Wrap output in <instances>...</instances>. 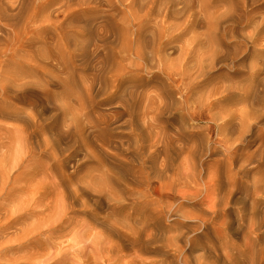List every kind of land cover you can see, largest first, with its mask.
<instances>
[{"label":"bare ground","instance_id":"6f19581e","mask_svg":"<svg viewBox=\"0 0 264 264\" xmlns=\"http://www.w3.org/2000/svg\"><path fill=\"white\" fill-rule=\"evenodd\" d=\"M2 1L0 7L6 13L0 20L14 21V15L8 13L5 5L9 4L13 9L17 3L7 0L2 5ZM33 2L28 0L25 10L33 8ZM76 5L78 9L74 11H63L66 23H60L62 28L57 30L63 52L55 54L48 51L47 54L42 46L38 48L33 42L20 40L22 35L28 34L27 29L16 33V42L12 41L5 47L0 44V118L3 120L0 127L5 129L0 135V264H66L69 260H74V264H84L92 255L88 256L86 252L96 246L102 250L104 264H114L111 253L115 246L102 237L103 233L97 232L90 237L85 226L76 228L69 223L72 200L83 194L78 188L75 193H65L60 189L61 184L65 186L71 181L70 176L62 173L63 181L59 185L54 181L58 173L54 176L46 174L40 179L25 177V180L22 176L29 172V164H35L27 158L44 152H49L54 161L64 155L67 159L74 158L77 151L103 156L98 149L112 145L111 133L128 128L132 129L131 132L138 131L134 145H129L127 149L134 150L139 159L132 171L136 182L149 188L151 180L156 179L160 191L179 194L202 186L206 188L210 205L203 218L198 214L189 215L181 207L174 211L171 204L162 201L163 198L157 199L150 214L157 221L165 222L171 217L179 220L176 228L183 231L173 236L171 245L177 252L184 253L187 249L192 254L197 251L202 239L195 238V235L203 230L208 231L207 235L212 230L214 237L221 239L241 231L242 245L250 249L248 239L252 235L256 236L254 239H260L259 233L264 232V210H259L260 200L257 198L264 199V179L252 181L251 193L246 194L241 203L235 202L242 205L238 210L241 219L238 225L219 220L229 216L227 207L232 203L236 188L233 186L223 191L219 182L207 187L203 176L207 169L200 162V144L188 147L182 142L187 135L183 125L189 120L205 121L210 125L221 121L223 126L218 127L216 140L219 146L229 150L227 157L230 165L238 157L242 159L240 168L245 167L248 160H264V78L256 86L224 84L222 87L213 86L200 95L195 92L200 84L198 80L209 69L218 65L236 66L235 58L240 52H235L231 58L225 56L218 48L221 44V39L217 37L219 34L214 36L213 32L220 30L225 36L229 31L224 24L233 26L239 21L249 24V12L237 18L229 7L215 15H208L202 0H80ZM200 16L208 22L210 40L201 41L198 36H191L190 45L183 47L179 53L185 63L177 70L169 52L171 46L197 24ZM30 20L38 21L34 15ZM48 22L51 20L43 21ZM180 27L183 32L175 35ZM68 29H74L75 33L69 34ZM154 69L161 74L157 99L147 90H140L144 82L142 73ZM79 71L87 74L83 79L79 77L80 83L77 84ZM263 72L260 69L259 75L263 76ZM40 79L48 85H56L59 94L57 113L50 118H44L42 111L19 116L25 110L21 106L27 101L32 106L40 101ZM236 89L243 92L241 98L251 100L249 107L237 113L215 109L219 101H233ZM85 96L91 102L95 98H103L106 105L122 106L129 119L123 123L120 121L123 113H98ZM163 99H168L169 103H163ZM165 113L171 114L170 124L182 123L170 137L155 132L148 122H143L139 129V123L134 121L139 116L141 121L150 116L152 122H157ZM12 119L19 125L8 126L6 121ZM207 131H211V127ZM188 135L199 141L200 133ZM257 140H261V144L247 153L246 149ZM239 144L244 145L239 147ZM57 146H62L61 151L56 149ZM121 147L122 143L114 147L117 156ZM15 171L17 174H14ZM167 174L171 184L164 183ZM108 179L100 172L97 176L83 175L79 180L100 200L115 205L116 210L121 208L123 199L121 193L113 191ZM16 182L28 188L19 187L20 196L9 188ZM247 197L252 198L251 203L243 202ZM39 207H44L48 213L42 216L37 210ZM26 216H32L33 221L29 222ZM183 220H194L197 224H186ZM117 224L136 236V241L142 240V234L133 227H126L124 222ZM74 230V236L68 238ZM41 238L45 239V243L40 245L36 242ZM240 246L232 244L231 252L225 246L224 253L204 254L196 257L195 261L187 254L184 255V263L217 264L222 258L234 264L262 262V257L258 255L251 260L248 254L241 257L238 253ZM16 251L19 254L12 257L11 254ZM135 261L133 259L128 264H135Z\"/></svg>","mask_w":264,"mask_h":264},{"label":"rangeland","instance_id":"374dc122","mask_svg":"<svg viewBox=\"0 0 264 264\" xmlns=\"http://www.w3.org/2000/svg\"><path fill=\"white\" fill-rule=\"evenodd\" d=\"M11 1L17 3V7L11 9L9 4H6L5 8L10 15H14V21L9 22L4 19L0 20V44L2 47L8 44L10 45L12 41L16 42V33L20 30L27 29L28 34L22 35L20 40L24 42H33V45L36 44L38 48L43 47L44 52L47 54L48 51H52L55 54L56 52H63L61 42L57 35V30L62 28V25L66 23V15L63 11H74L78 9L75 3L80 0H34L33 8L28 11L25 10L28 0H24V6L23 0ZM202 1L206 5L205 8L208 15H215L217 12L225 11L226 8L230 7L232 8L231 12H233L237 18H242L243 15L249 12L251 22L247 25L241 21L233 26L231 24H224L226 31H229L225 36L223 35V31L216 30L213 32L214 36L219 34L217 37L221 39V44L218 48L225 56L231 58L235 52L240 53L235 58V67L231 68V66L218 65L215 68H211V70L209 69L207 74L198 80L200 84H198L195 92L200 95L210 90L213 86L222 87L224 84H233L235 86L240 84H252L251 86H256L258 83H261L260 79L264 78V72L263 76L259 75L260 69L264 71V0ZM5 2H7V0H3L1 4L4 5ZM21 12L23 14L18 16ZM4 13L6 12L3 11V7H0V17L3 18L2 15ZM32 15H34V18L38 21L34 22L30 20ZM44 19H49L51 22L43 23ZM60 23H62V25L59 27ZM67 31L69 34L75 33L74 29H68ZM181 32H183L182 27H180L175 35ZM193 35L198 36L201 41L210 40L211 31L208 28L207 20L202 16L198 18L197 24L193 28L185 31L183 37L171 46L169 52L171 54V59L174 60V67L177 68V70L185 63L184 58H180L179 53L183 47H188L190 45L191 36ZM79 72L77 84L80 83L79 79L85 78L87 74L85 71ZM57 73L59 72L57 71ZM160 76L161 74L157 72L156 69L143 72L142 79L144 82L140 90H147L149 95L155 96L156 99L159 98L157 97V93L158 89L161 87ZM38 82L41 92L40 101L34 102L33 106L30 101H27L24 106H21L24 107L25 110H23V113L19 116H26L29 115V113L36 114L42 111V116L44 118H50L57 113V96L59 94L56 90V85H48L45 81L41 82V79L38 80ZM182 89H184V87H182ZM77 93L79 92L77 91ZM242 95L243 92L236 89L233 91V101H219L214 107L221 112L228 111L230 113H237L249 107L251 104V100H244L240 97ZM86 98L90 104H93V110L98 111V113L114 115L117 112H124L123 107L118 104L106 105V101H103V98H95L93 102H91L88 97ZM162 101L163 103H169L168 99H163ZM76 104L78 103L76 102ZM19 106L18 108H20ZM14 119L6 121V124L11 128L19 125V122ZM128 119L127 115L123 113L120 121L124 123V121ZM170 119L171 114L165 113L157 122H152L150 116L145 118V120L142 119V121L141 116H139L134 121L139 123V129L142 128L143 122H148L152 124L155 132L165 133L170 137L175 134L176 129L182 125L180 120L177 121L180 123L172 125L170 124ZM0 121L3 120L0 118ZM221 126H223L221 121L218 122L217 125H210L205 121L189 120L183 125L187 130V135L182 142L188 147H193L197 143L200 144L202 148L200 162L203 164L204 168L208 170L203 172L204 182L207 187L209 184H214L215 186L217 182L221 183L223 191L229 190L235 186L236 189L233 190L232 203L227 207L229 216L220 217L219 220H225L229 223L233 222L236 226L241 220L240 217H238L240 214L238 210L242 205L236 204L235 202L239 201L241 203V200L246 194L251 193L252 181H261V179H264V160L258 162L248 160L245 167L240 168L239 163L242 162V159L238 157L236 161L230 165L227 157L229 150L219 146L216 140L218 127ZM210 127L211 131H207ZM4 130L5 129L0 127V135L5 132ZM131 130L132 129L128 128L127 130L111 133L112 145L107 148L99 147L98 149L103 153V156L97 153L93 155L87 151H77V153L73 155L74 158L71 157L67 159L66 155H64L54 161V157L49 152H44L41 155H32V158H27V161H33L35 164H29V172L22 177L23 179H25V177L28 179H32L33 177L40 179L46 177V174L54 176L53 174L58 173L59 176H56L54 181L56 185H59L63 181L61 177L62 173L67 175V177L70 176L71 181L65 183V186L61 184L60 189L65 193H75V189L78 188L81 191L80 194H82V192L83 194L78 198L74 197L75 199L72 200L68 216L70 219L69 223L75 225L76 228L85 226L90 237H94V234L97 232L103 233L102 237L107 239L111 245L115 246L113 253H111V262L114 264H128L131 263L133 259L136 260L135 264H185L184 255L190 254L189 250L185 249V252H182V254L171 246L173 236L183 231V229L176 228V222L179 220L175 219V217H171V219H167L165 222L163 220L157 221L152 219L150 214L156 205L157 199L163 198L162 201L165 204H171L174 211H177V208L181 207L182 211L190 213L189 215L198 214L203 218L205 217L204 215H206L208 205H210L206 188L202 186L198 187L196 190L179 194L169 192L168 190H165V192L160 191V184L156 179L151 180L149 188L136 182L134 179L135 175L132 171L138 164L139 159L137 160L138 156L134 150L127 149L129 145H134L138 131L135 130V132H131ZM196 133H200L199 141H197L196 138L192 139L190 135H188ZM121 143L123 147H121L118 152L119 155L117 156L114 147L116 144L121 145ZM260 144L261 140H257L246 149V151H248L247 153L255 150ZM243 145L244 144H239L237 146L243 147ZM60 147L62 146H57L56 149L61 151ZM59 154L58 152V155ZM34 166H36V168H34ZM100 172H103L109 177V185L112 187L113 191L119 194L121 193L123 199L121 208L114 210L115 205L100 200L91 189L89 190L84 187L79 180L83 175L87 176L90 174L91 176H97ZM14 174H17V172L15 171ZM169 174H167L164 183L171 184ZM19 187L28 190L26 186L18 184V182L9 186L10 189H14L17 196L21 195ZM257 198L260 200L259 210L263 211L264 199H260L261 197L258 196ZM243 202L251 203L252 198L247 197ZM37 210L40 211L42 216L48 213L44 207H39ZM246 216L249 217L248 214ZM26 217L29 222L33 221L32 216ZM183 221L186 224H197L194 220ZM116 222H124L126 227H133L135 231L142 234V240L136 241V236L131 235L128 229ZM245 226L247 225L245 224ZM244 229H246V227H244ZM75 230L69 234L68 238L74 236ZM206 233H208L206 230L196 233L195 238L200 237L202 240L199 242L197 251L190 254L189 259L192 261L196 257H200L204 254L211 253L212 255H216V252L222 254L226 250L231 252L232 244H238L241 245L238 249V253L241 254V257H243L244 254H248L251 260L258 255V257L261 256L263 259L262 262L258 264H264V232L259 233L260 239H254L255 235H252L251 238L248 239L251 246L250 249L242 245L243 232L241 231L233 236L229 234L227 238L222 239L214 237L212 230H209V235ZM36 243L40 245L44 244L45 239L41 238ZM225 246L226 250L224 249ZM261 247H263V250H261ZM101 252L102 250H100L99 246H96L95 249H89L86 254L89 256V254L92 253V255H90L89 259L84 262V264H104ZM16 254L19 253L16 251L11 255L15 257ZM217 262V264H234L227 263L223 258ZM66 264H74V260H69ZM249 264L252 263L249 262Z\"/></svg>","mask_w":264,"mask_h":264}]
</instances>
